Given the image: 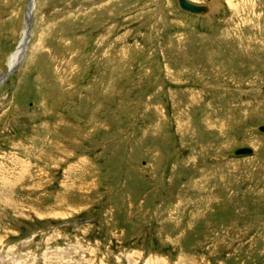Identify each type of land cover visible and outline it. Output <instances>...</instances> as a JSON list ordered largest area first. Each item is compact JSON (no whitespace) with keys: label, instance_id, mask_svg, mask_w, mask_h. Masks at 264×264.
I'll list each match as a JSON object with an SVG mask.
<instances>
[{"label":"rangeland","instance_id":"obj_1","mask_svg":"<svg viewBox=\"0 0 264 264\" xmlns=\"http://www.w3.org/2000/svg\"><path fill=\"white\" fill-rule=\"evenodd\" d=\"M31 1L0 0V77ZM188 1L212 10L34 0L0 86V264H264V0Z\"/></svg>","mask_w":264,"mask_h":264},{"label":"water","instance_id":"obj_2","mask_svg":"<svg viewBox=\"0 0 264 264\" xmlns=\"http://www.w3.org/2000/svg\"><path fill=\"white\" fill-rule=\"evenodd\" d=\"M179 7L188 13L196 14V15H203L206 13L207 8L205 6L201 5H196L188 0H178ZM28 41V36H25L24 41L22 43L23 49L26 48V43ZM11 75V71L5 73L3 77L0 79V86L7 80V78ZM262 134H264V126L259 127L258 129ZM252 149L251 148H240L237 149L234 152L235 157H241V156H246L252 154Z\"/></svg>","mask_w":264,"mask_h":264},{"label":"bare ground","instance_id":"obj_3","mask_svg":"<svg viewBox=\"0 0 264 264\" xmlns=\"http://www.w3.org/2000/svg\"><path fill=\"white\" fill-rule=\"evenodd\" d=\"M177 2H178V0H177ZM178 5H179V3H178ZM196 5H198V4H196ZM34 6H35V2H34V0H32L31 2H30V5L28 6V13L26 14L27 15V28H26V31H25V35H24V38H25V36H28V41H29V32H30V26L32 25L31 24V22H32V12H33V10H34ZM206 8H207V11H206V13L205 14H203V15H196V14H192V13H189V14H192V15H196V16H204V15H206L207 13H209V12H211V10L212 9H210V7L209 6H205ZM180 8V7H179ZM181 9V8H180ZM182 10V9H181ZM183 11V10H182ZM185 12V11H184ZM186 13H188V12H186ZM24 38H23V41H24ZM28 41H27V43H28ZM27 43H26V48H27ZM26 48L25 49H23V47H22V44H20V46H19V48H18V50L14 53V55H13V57H12V59H11V62H10V66H11V68L12 69H10L9 68V71L8 72H10L11 71V74L16 70L15 69V67L17 66V64L19 63V61L21 60V59H23V57H24V54H25V51H26ZM14 68V69H13ZM5 75V74H4ZM3 77V75L0 77V79ZM253 151V150H252ZM235 152V151H234ZM254 154V152H252V154H250V155H246V156H252ZM246 156H241V157H246Z\"/></svg>","mask_w":264,"mask_h":264}]
</instances>
